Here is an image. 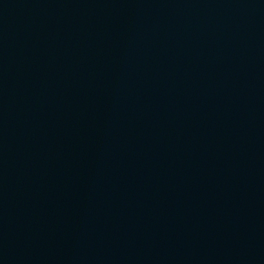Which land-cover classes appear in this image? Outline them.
Here are the masks:
<instances>
[{"label":"water","instance_id":"water-1","mask_svg":"<svg viewBox=\"0 0 264 264\" xmlns=\"http://www.w3.org/2000/svg\"><path fill=\"white\" fill-rule=\"evenodd\" d=\"M0 264H264V0H0Z\"/></svg>","mask_w":264,"mask_h":264}]
</instances>
